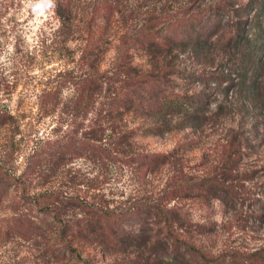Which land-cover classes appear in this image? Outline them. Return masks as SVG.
<instances>
[{
  "label": "trees",
  "instance_id": "1",
  "mask_svg": "<svg viewBox=\"0 0 264 264\" xmlns=\"http://www.w3.org/2000/svg\"><path fill=\"white\" fill-rule=\"evenodd\" d=\"M15 1L0 0V11ZM50 1L60 23L58 31L76 32V15L82 2ZM123 3L124 0L88 3L84 7L87 19L83 22V44L72 59L65 57L62 67L41 83L37 106L42 119L51 118L57 125L67 123L71 127L60 134L52 131L54 139L49 135L29 139V175L45 180L44 186L59 171L63 170V176V168L78 160L91 161L99 167H122L131 175L144 176L166 165L170 160L168 154L141 152L139 139L159 134L170 117L180 118L186 127L204 122L213 104L212 94L189 92L193 85L205 80L198 67L217 46L226 52L236 53L243 47L246 50L240 78L225 92L237 88L250 98H261L259 72L264 39L254 43L246 38L244 24L231 30L233 26L226 21L227 11L221 3L166 21L151 15L143 26L140 21L122 28L114 37L113 56L105 61L111 52L106 46L108 33L114 23L122 20ZM256 9L247 3L237 11L252 16ZM222 33L229 35L222 38ZM141 60H146L147 67ZM63 114L67 115L66 120ZM20 125L9 110L0 109V127L13 126L18 131ZM256 135L255 130L248 140ZM248 140L234 137L225 146V160L230 166L240 160L247 145L254 146ZM26 176L29 177L26 173L12 175L0 163V207L11 185ZM225 188V183L217 178L189 182L172 175L155 195L111 203L100 198H82L64 191L60 185H49L21 198L37 212L30 217L16 212L13 228L27 240L50 242L49 251L58 250L63 258L77 264H95V255L85 258L89 249H96L105 258L121 256L126 264H264L261 252L233 257L210 255L180 232L188 221L169 207L171 202L179 197L219 194Z\"/></svg>",
  "mask_w": 264,
  "mask_h": 264
},
{
  "label": "rangeland",
  "instance_id": "2",
  "mask_svg": "<svg viewBox=\"0 0 264 264\" xmlns=\"http://www.w3.org/2000/svg\"><path fill=\"white\" fill-rule=\"evenodd\" d=\"M80 1L76 32L69 33L63 29L58 31L60 23L50 0H29L33 6L44 7L38 23L32 9L24 8L23 0H16L14 5L10 3V7L0 11V109L9 110L21 124L18 131L13 126L0 127V163L12 175L26 173L30 177L11 185L0 207V264H77L63 258L58 250H54L56 254L49 251L50 242L27 240L14 232L16 212L29 217L37 212L32 206L29 209L22 197L32 196L49 185H60L72 195L116 203L155 195L172 175L189 182L217 178L227 187L219 194L179 197L169 204L188 221L186 228L180 230L187 240L213 256L264 253V59L259 72L260 99L250 98L237 88L230 89L228 94L225 92L240 78L242 60L246 57L244 47L235 53L217 46L198 67L205 80L193 85L189 93L205 91L213 99L202 124L186 127L180 118L170 117L159 134L141 136V152L170 156L169 162L158 171L148 176L131 175L122 167H99L91 161L78 160L66 165L65 174L61 176L63 170L59 171L52 182H46L47 186H44L45 180H35L29 175L28 157L32 149L29 139L35 135L46 138L49 135L54 139L52 131L60 134L71 128L67 123L57 125L51 118L42 119L37 95L42 89L41 83L62 67L65 57L72 59L84 42L83 22L87 19L84 7L94 0ZM217 3L227 11L226 21L231 22V30L244 24L246 38L254 43L264 39V0H124L122 20L114 23L108 33L106 46L111 52L105 61L113 56L114 37L122 28L140 21L143 26L151 15L166 21ZM247 3L257 7L252 16L237 11ZM141 64L147 67L146 60H141ZM62 117L66 120L67 115ZM255 130V139H249L254 146L247 145L240 160L234 167L230 166L225 160V146L234 137L247 141ZM89 255H95V264H126L121 256L105 258L96 249L87 250L85 258Z\"/></svg>",
  "mask_w": 264,
  "mask_h": 264
},
{
  "label": "clouds",
  "instance_id": "3",
  "mask_svg": "<svg viewBox=\"0 0 264 264\" xmlns=\"http://www.w3.org/2000/svg\"><path fill=\"white\" fill-rule=\"evenodd\" d=\"M24 2V8L25 9H32V14L34 13L35 22H39V17L44 15V7H41L40 5L33 6L29 3V0H23ZM39 8V11H36V9Z\"/></svg>",
  "mask_w": 264,
  "mask_h": 264
}]
</instances>
